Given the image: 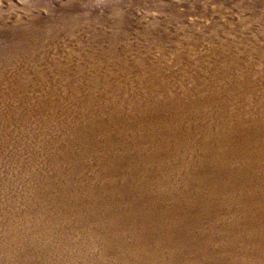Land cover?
<instances>
[{"label":"rangeland","instance_id":"374dc122","mask_svg":"<svg viewBox=\"0 0 264 264\" xmlns=\"http://www.w3.org/2000/svg\"><path fill=\"white\" fill-rule=\"evenodd\" d=\"M263 64L264 0H0V264H84L117 226L146 235L85 264H254L230 243L264 230Z\"/></svg>","mask_w":264,"mask_h":264},{"label":"bare ground","instance_id":"6f19581e","mask_svg":"<svg viewBox=\"0 0 264 264\" xmlns=\"http://www.w3.org/2000/svg\"><path fill=\"white\" fill-rule=\"evenodd\" d=\"M259 61H261V60H259ZM260 63V62H259ZM251 65V64H250ZM254 65V64H253ZM260 65H262V64H260ZM264 65V64H263ZM259 66V65H258ZM249 67V66H248ZM253 67V66H252ZM249 72V71H248ZM261 72H262V70H261ZM253 74V73H252ZM259 74V73H258ZM255 75V74H254ZM247 76H248V74H247ZM252 77V76H251ZM263 77V76H262ZM247 78V77H246ZM263 83V82H262ZM261 83V84H262ZM220 113H221V111H220ZM244 116H245V114H244ZM246 117V116H245ZM207 119V118H206ZM200 122V121H199ZM201 123V122H200ZM183 124H185V123H183ZM188 125V124H187ZM251 127V126H250ZM249 127V128H250ZM264 127V126H263ZM260 128H262V125H261V127ZM231 142V141H230ZM162 152V151H161ZM159 154V153H158ZM67 156H63V157H61V158H63V160H65V159H67L66 158ZM200 159V158H199ZM60 160V159H59ZM215 160V159H214ZM63 161H56V160H54L53 161V163H51L52 164V166H49L48 167V172L50 173V175L52 174V181L50 182V180H48V182H47V184L46 185H44L45 186V189H44V187H43V191H42V194H40V195H42L44 198L43 199H41V198H38V195L37 194H33V195H29V198H27V200L25 201V203H23V201L22 202H20V204H19V206H20V208H19V214H16V216H19V217H17V218H23L24 217V215H28L27 213H25V210L27 209L28 210V208H30V206L31 205H33V203L34 202H36V201H38V199L39 200H50V201H54L55 200V198H57V196L60 194L61 195V191L62 190H59V187L61 186V181L60 180H58L57 181V176L58 175H60L61 173H63V171L66 169V167H68V165H69V163H66V165H63V163H62ZM63 165V166H62ZM128 165V164H127ZM203 165V164H202ZM232 166V165H231ZM59 167L60 168V170H59V168H58V170H57V168ZM229 169V168H228ZM131 170H132V168H131ZM138 170V169H137ZM264 170V169H263ZM105 171V170H104ZM229 171V170H228ZM232 171V170H231ZM88 172H89V170H88ZM108 172H110V170H107L106 169V173H108ZM216 173V172H215ZM219 173V172H218ZM175 174V173H174ZM260 175V174H259ZM101 176L102 175H99V178H101ZM107 176V175H106ZM186 176V175H185ZM210 176V175H209ZM233 176V175H232ZM260 176H262V175H260ZM97 177V176H96ZM231 177V176H230ZM235 177V176H234ZM176 178V177H175ZM187 178V177H186ZM210 178H212V177H210ZM258 178V177H257ZM47 179L48 178H45V180L47 181ZM88 179V178H87ZM105 179H107V178H105ZM112 179V178H111ZM177 179V178H176ZM188 179V178H187ZM190 179V178H189ZM207 179V178H206ZM225 179V178H224ZM142 180V179H141ZM180 180V179H179ZM211 180V179H210ZM89 181V180H88ZM223 181V180H222ZM41 182V181H40ZM40 182H38L39 184H40ZM209 182V181H208ZM220 182H221V180H220ZM232 182V181H231ZM241 182H244V181H241ZM64 182H62V184H63ZM89 183V182H88ZM147 183V182H146ZM175 183V182H174ZM229 183V182H228ZM111 184V183H110ZM203 184V183H202ZM211 184V183H210ZM248 184V183H247ZM28 185V184H27ZM59 185V186H58ZM87 185V184H86ZM216 185V184H215ZM234 185V184H233ZM237 185V184H236ZM235 185V186H236ZM113 186V185H112ZM192 186H194V185H192ZM201 186V185H200ZM251 186V185H250ZM87 187H91V185L90 186H87ZM213 187V186H212ZM215 187V186H214ZM222 187V186H221ZM84 188V187H83ZM182 188V187H181ZM217 188V187H216ZM219 188V187H218ZM225 188V187H224ZM36 189V188H35ZM188 189V188H187ZM190 189V188H189ZM212 189V188H211ZM228 189H230V188H228ZM241 189H243V187L241 188ZM249 189V188H248ZM147 190V189H146ZM197 190V189H196ZM213 190V189H212ZM219 190V189H218ZM220 190H221V188H220ZM232 190V189H231ZM237 190V189H236ZM83 191H85V190H83ZM100 191V190H99ZM230 191V190H229ZM235 191V190H234ZM112 192V191H111ZM127 192V191H126ZM125 192V193H126ZM139 192V191H138ZM194 192V191H193ZM212 192V191H211ZM243 192V191H242ZM87 193V192H86ZM106 193V192H105ZM124 193V194H125ZM177 193H178V191H177ZM221 193H223V192H221ZM231 193V192H230ZM250 193V192H249ZM249 193H248V195H249ZM170 194V193H169ZM207 194V193H206ZM241 194V193H240ZM162 195V194H161ZM199 195H201V194H199ZM228 195V194H227ZM104 196V195H103ZM132 196H135V195H132ZM147 196V195H146ZM205 196V195H204ZM231 196V195H230ZM128 197V198H127ZM217 197V196H216ZM243 197V196H242ZM241 197V198H242ZM249 197V196H248ZM38 198V199H37ZM61 198V197H60ZM209 198V197H208ZM246 198V197H245ZM76 199V198H75ZM99 199V198H98ZM102 199V198H101ZM129 199V196H126L125 198H124V200H128ZM131 199H135V198H131ZM148 199V198H147ZM210 200H211V198H209ZM219 199V198H218ZM224 199V198H223ZM136 200V199H135ZM206 200V199H205ZM227 200V199H226ZM242 200H243V198H242ZM18 201V200H17ZM33 203H32V202ZM212 201V200H211ZM40 202V201H39ZM78 201H75L74 203L76 204ZM91 202V201H90ZM121 202V201H120ZM133 202H134V200H133ZM193 202H195V201H193ZM62 203H64V202H62ZM68 203L69 204H71V202L70 201H68ZM200 203V202H199ZM250 203V202H249ZM49 204V203H48ZM68 204V207L70 208V209H72L73 208V206L72 205H69ZM77 204H80V205H82L81 203H77ZM210 204V203H209ZM240 204V203H239ZM63 205V204H62ZM115 205V204H114ZM156 205H158V203L156 204ZM166 205V204H165ZM189 205V204H188ZM236 205V204H235ZM56 207H58L57 205H55ZM109 206V205H108ZM206 206V205H205ZM222 206V205H221ZM102 207V206H101ZM140 207V205H138V208ZM144 207V206H143ZM149 207V206H148ZM229 207V206H228ZM240 207V206H239ZM244 207V206H243ZM258 207V206H257ZM160 208V207H159ZM235 208V207H234ZM256 208V207H255ZM136 209V208H135ZM145 209V208H144ZM221 209V208H220ZM225 209H227V208H225ZM254 209V208H253ZM252 208H249V207H247V208H245V210L243 211L242 210V214H243V216L246 218V216L248 217V218H246V219H242V223L243 224H245V222H244V220H250L251 222H254V221H257L256 223L257 224H259V220H260V218H258L254 213V211L256 210H254V211H252L253 210ZM262 209V208H261ZM97 210V209H96ZM123 210V209H122ZM127 210V209H126ZM132 210V209H131ZM156 210V209H155ZM203 210V209H202ZM235 210V209H234ZM239 210H241V209H239ZM14 211H15V209H14ZM98 211V210H97ZM114 211V210H113ZM135 211V210H134ZM147 211H148V209H147ZM159 211V210H158ZM194 211V210H193ZM196 211V210H195ZM205 211V210H204ZM210 211V210H209ZM220 211V210H219ZM257 211V210H256ZM263 211V210H262ZM120 212V211H119ZM186 212V211H185ZM199 212V211H198ZM206 212V211H205ZM258 212V211H257ZM97 213V212H96ZM100 213H103V212H100ZM116 213V212H115ZM214 213V212H213ZM239 213V212H238ZM259 213V212H258ZM261 213V212H260ZM98 214V213H97ZM134 214V213H133ZM175 214V213H174ZM202 214V213H201ZM229 214V213H228ZM263 214V213H262ZM44 215V214H43ZM93 215V214H92ZM169 215V214H168ZM167 215V216H168ZM204 215V214H203ZM230 215V214H229ZM120 216H121V213H120ZM211 216H212V213H211ZM223 216V215H222ZM225 216H227L226 214H225ZM224 216V218L223 219H226V217ZM59 218V217H58ZM211 218V217H210ZM231 218H233V217H231ZM230 218V219H231ZM223 219L221 220L222 222V224H223ZM229 219V220H230ZM209 220V219H208ZM214 220V219H213ZM216 220V219H215ZM254 220V221H253ZM21 221V220H20ZM54 221H55V219H54ZM51 222H53V221H51ZM49 223L48 224V226L49 227H52V226H55L54 225V223ZM96 223H98L99 222V219H96V221H95ZM32 223V222H31ZM210 223V222H209ZM53 224V225H52ZM227 224V223H226ZM241 224V223H240ZM239 224V225H240ZM261 224V223H260ZM97 225L98 224H95V226L97 227ZM126 225V224H125ZM221 225V224H220ZM238 225V226H239ZM246 225H247V223H246ZM264 225V224H263ZM27 226V225H26ZM100 226V225H99ZM222 226V225H221ZM250 227H251V225H249ZM257 226V228L258 227H260V226H258V225H256ZM256 226L254 225V227L253 228H255L256 229ZM30 227V226H29ZM103 226H101V228H102ZM225 227H227V225H225ZM242 227V226H241ZM4 228V227H3ZM114 228V227H113ZM154 228V227H153ZM217 228V227H216ZM222 228H224V226L222 227ZM222 228L220 229V228H218V229H216V233H214V235L218 238V237H220V233H218L217 234V232H221V230H222ZM111 229V228H110ZM190 229V228H189ZM212 229V228H211ZM226 229V228H225ZM242 229V228H241ZM259 229V232L257 231V232H255V233H253L252 232V234L250 235V236H246V234L245 235H243V237L241 236L242 234H240V235H236V234H233V233H231L234 237H233V241L230 243V245L232 246V247H235V249L236 250H242L243 248H245L244 246H247V244L250 242V241H248L249 239L251 240H253L255 243L256 242H259V241H261V243H263V245H264V230L263 229H260V228H258ZM82 230H85L86 231V233L90 230H87V228L86 227H82L81 228V231ZM234 230V229H233ZM239 230V229H238ZM253 230V229H252ZM114 231V232H113ZM110 230V232H104V231H101L99 234L97 233V232H94V234H95V236L97 237L98 236V238H100V239H98V238H95V236L93 237V238H91V239H93V242H95L94 244H93V246L92 245H90L88 242H85L86 244H84V245H81L82 246V248L83 249H81L80 248V251L79 252H81L82 254H80V253H78V256H76L77 258L80 256V258H78L80 261H82V262H84V264H85V261H87L88 259H89V257L88 258H86V260L85 261H83L82 259V257H83V254L85 255V257H86V254H88L90 257H92L93 255H96V258H97V260L99 259V258H104V259H107V260H109V261H111L112 262V260L114 261L115 260V258H114V256H117L118 258L120 257V255L121 256H129L130 254H129V249L131 248V246H133L134 244L135 245H137L135 242H140L141 241V239H143L142 238V235L141 234H143L144 236L146 235V232L143 230V229H139V233H140V235H141V237H139L138 236V234H137V236L136 237H132V236H127V237H129V239L128 240H130V246H128V243H127V241L125 242L124 240H122L123 239V232H122V230L120 229L119 230V228H118V226L117 227H115V230ZM158 231V230H157ZM155 232L153 235L154 236H151L150 238H152V240H156V242L157 241H162L164 244H167L168 242H169V240L167 239V238H165V237H162V236H158L159 234H157L158 232ZM192 231V230H191ZM194 231V230H193ZM237 231V230H236ZM248 231V230H247ZM121 232V233H120ZM213 232V231H212ZM233 232V231H232ZM8 233V232H7ZM85 233V232H84ZM165 233V232H164ZM88 234V233H87ZM113 234V235H112ZM130 234V233H129ZM194 234V233H193ZM147 235H149V234H147ZM152 235V234H151ZM161 235H163V234H161ZM143 236V237H144ZM164 236V235H163ZM165 236H167V235H165ZM221 236H223V235H221ZM118 237H120V239H118ZM161 237V238H160ZM205 237V236H204ZM210 238V237H209ZM235 238H236V240L237 241H239V244H237V241L235 240ZM181 239H182V237L181 238H179V240H178V243L180 244L182 241H181ZM240 239V240H239ZM219 240H221V238H219ZM221 241H223V242H225V243H229V241L227 240V238L225 239H222ZM92 242V241H91ZM142 242V241H141ZM154 242V241H153ZM212 242V241H211ZM126 243V244H125ZM220 244V243H219ZM90 245V249H88V251L86 250V248L88 247ZM91 246H92V249H91ZM168 246H170V245H168ZM257 246H260V244L259 243H257V245L255 246V247H257ZM130 247V248H129ZM171 247H173L172 246V244H171ZM213 247V246H212ZM247 248V247H246ZM48 249V248H47ZM133 249V248H132ZM145 249V248H144ZM263 249H264V247H263ZM51 250V249H50ZM85 250L87 251L86 253H85ZM137 250V249H136ZM189 251V250H188ZM49 252V251H48ZM137 252V251H136ZM175 254V253H174ZM131 255H132V253H131ZM130 255V256H131ZM156 255V254H155ZM172 255V254H171ZM190 255V254H189ZM202 255V254H201ZM129 256V257H130ZM169 256V255H168ZM245 258V257H244ZM95 259V258H94ZM121 259V258H120ZM128 259V258H127ZM191 259V258H190ZM198 259V258H197ZM249 259L251 260V262H249V263H254V264H264V251L263 252H261L260 254L258 253V255L257 254H254V255H252V257L251 256H249ZM93 259H89V262L90 261H92ZM150 260V259H149ZM170 260H171V258H170ZM168 261V260H167ZM94 262H96V261H94ZM107 262V261H106ZM78 263H79V261H78ZM86 263H88V262H86ZM134 264V263H133ZM158 264V263H157ZM195 264V263H194Z\"/></svg>","mask_w":264,"mask_h":264}]
</instances>
